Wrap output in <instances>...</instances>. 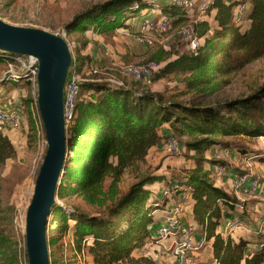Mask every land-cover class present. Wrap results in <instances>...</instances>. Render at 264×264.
I'll use <instances>...</instances> for the list:
<instances>
[{
    "label": "trees",
    "instance_id": "16d2710c",
    "mask_svg": "<svg viewBox=\"0 0 264 264\" xmlns=\"http://www.w3.org/2000/svg\"><path fill=\"white\" fill-rule=\"evenodd\" d=\"M241 2L249 8L248 26L244 31L230 24L234 5L213 0L208 14L213 12L215 28L209 33L208 20L194 26L198 37L203 38L197 54L179 55L160 69L152 82L181 71L190 74L188 88L209 89L216 86L214 74L228 75L264 57V0ZM150 9L172 18L174 25L188 19L183 8L168 0H107L75 14L63 30L107 34L126 28L128 20ZM4 58L0 53V62ZM85 60L86 57L73 56L72 65L82 69ZM23 83L30 87L24 74L18 79L5 76L1 81L2 85L12 86ZM22 101L33 105L32 98ZM165 124L169 125L172 137L173 134L199 136L180 142L188 152H194L196 162L200 163L204 152L222 144L212 136L264 137V84L245 97L199 106L166 99L147 86H116L105 81L82 83L76 118L67 129L64 173L56 196L67 190L97 192L107 178L116 182L125 169L143 160L152 147L160 145L157 130ZM241 152L246 153L244 149ZM15 154L9 137L0 129V168ZM257 155V160L263 162L264 156ZM180 181L190 192L193 216L201 225L200 233L211 243L212 257L218 264H264V248L258 247L264 242L263 234H256V243H253L246 237L235 241L216 232L224 218L239 216L246 220L245 211L238 214L239 203L234 197L216 187L199 166ZM162 182H166L163 176L146 175L98 215L71 212L68 218L74 224L75 250L81 251L84 246L93 264H117L129 258L153 238L152 212L161 209L163 203L160 205L153 198L149 187ZM54 208L62 211L58 205ZM261 219L264 226V216ZM6 242L0 236V246ZM54 242L50 240L49 246Z\"/></svg>",
    "mask_w": 264,
    "mask_h": 264
},
{
    "label": "rangeland",
    "instance_id": "374dc122",
    "mask_svg": "<svg viewBox=\"0 0 264 264\" xmlns=\"http://www.w3.org/2000/svg\"><path fill=\"white\" fill-rule=\"evenodd\" d=\"M104 1L107 0H0V19L14 26L37 28L62 36L68 44L72 57H86L83 68L90 66V55L92 53L96 54L98 64L92 65L99 70V73L92 76L95 81H103L108 75H114L116 79L122 80L125 86L138 88L141 86L131 79L121 77L122 67L152 64L162 69L179 55L191 54L187 49L184 38L181 36V30L196 25L192 22V19L203 18L209 21L210 29L215 28L212 14L208 17L196 11L188 13L187 17L189 19L187 21L171 25L170 29L164 34L153 35L154 44L151 47L138 44V33L133 28H125L124 30H120V28L107 34H96L90 31L86 33H66L63 30V26L75 14L90 5ZM154 16L153 11L148 10L147 17ZM142 20L144 18L141 14L133 18L135 23ZM247 26L248 22L245 21L239 28L244 31ZM3 73L4 66L0 62V110H8L9 102L12 103L20 109L24 125L21 130L6 131L16 154L0 168V236L7 239V242L0 246V264H27L24 238L25 213L32 197L38 168L45 154L46 141L44 132L42 134L38 129L37 123L39 120L36 107L22 101L23 99L32 98L31 86L26 87L24 83L20 86L2 85ZM157 73L158 71L155 74ZM205 75L210 76L211 74L205 73ZM189 78V73L176 71L153 82L149 89L162 94L166 99L199 106L242 98L264 84V57L228 75L214 74L216 86L209 89L188 88L187 79ZM173 137L178 140L180 145V141H192L199 138L197 135L187 134H173ZM212 139L222 144L214 145L207 150V154L204 152L202 155L203 160L200 163L196 162L194 152H188L182 145V149L178 153L169 155L164 152L162 144H160L158 149L148 151L143 160L125 169L116 182L113 183L111 178H107L97 192L67 190L61 196H56L57 205L62 211L57 212L54 209L48 218V246L50 240L55 241L54 245L49 246L50 264H93L92 258L84 246L81 251L75 250L72 235L74 224L68 218V215L73 211L93 215L104 212L106 207L112 205L134 182L143 176L150 174L163 176L166 180L163 185H167L168 182L184 179L197 166L203 169V164L212 163V166L216 167L218 171L215 174L210 171L206 172V170L204 172L213 175L212 178L208 177L213 183L215 179H219V163H223L227 165L223 167L226 173L247 175L252 181L264 182V170L261 166L253 164L252 167L256 174L252 176L248 168H234L233 165L231 167L230 164H227V161H230L229 158L217 159L215 156L219 150H227L234 155V159L237 157L242 160L246 156L251 163L256 162L257 153L264 156V139L258 140L237 136H212ZM163 140L164 137H161L160 142H163ZM241 149H244L246 153H242ZM154 185H151L149 189H155L152 196L153 198L157 197L161 205V195L159 193L158 196L155 194L160 184L158 183L156 188ZM242 195L246 197L242 198ZM238 197V201L244 207L243 211L246 212L247 217L246 220H242L239 216H236L246 228V230L239 232V236L252 239L253 243H256L254 242L255 235L263 230L261 218L264 216L262 206L264 203L250 194H245L243 191H239ZM175 198L171 202L172 207L175 204L182 205L184 214H189L191 205ZM162 211V209H159V211L154 210L152 212L153 217H156V224L152 226L153 238L147 240L146 244L135 250L129 258L117 264H172L170 244L163 242L160 245V243L155 242L156 232L163 224L160 222L163 220L164 214L159 213ZM196 224L197 221L193 220L190 226L194 235L200 233V229ZM209 245L208 242L200 248L195 258L196 264L213 263L212 248Z\"/></svg>",
    "mask_w": 264,
    "mask_h": 264
},
{
    "label": "built area",
    "instance_id": "2783aa9c",
    "mask_svg": "<svg viewBox=\"0 0 264 264\" xmlns=\"http://www.w3.org/2000/svg\"><path fill=\"white\" fill-rule=\"evenodd\" d=\"M212 1L213 0H168V2L176 5L177 7L183 8L187 14L194 13L196 11L201 15L205 14L208 17H210V14H212L211 16L213 17V12L208 14V7ZM223 1L227 4L234 5L230 15V24L236 27L242 26L246 21L249 10L247 4L242 3V0ZM152 11L155 15L154 17H147L146 15L148 10H144L141 12L142 16H144V20L137 22V42L144 47L153 46V35L164 34L170 29L171 25H174L172 18L158 14L155 9ZM200 21L202 22L204 19H192V22H194L196 25L198 22L200 23ZM194 26L183 28L181 30V36L186 42L188 51L191 54L196 55L197 50L201 46L203 40L202 38L198 37ZM211 32L212 29H210L209 33ZM3 55L5 58L1 63L4 66V77L9 76L12 79H18L20 75L24 74L28 78L32 88L33 105L37 110V60L32 56L8 54ZM160 68L161 67L152 64L145 66L126 65L122 67L120 74L122 78L131 79L137 85L149 87L153 84L152 81L154 74L159 71ZM98 73L99 70L91 64L88 66V68L79 69V67L75 65H71L69 68L64 84L63 94V118L65 121L66 135L67 129L76 118V108L80 100V85L84 82L95 81L92 76ZM103 81L116 86H125L124 82L122 80L116 79L114 75H108V77L104 78ZM11 105L12 103L9 102L10 108ZM38 120V129L43 134L44 130L39 113ZM23 125L24 122L21 117L20 109L14 108L13 110H0V129L6 135V131L12 132L21 130ZM257 139L262 140L264 137H259ZM160 144H162L164 152L169 155L178 153L182 149L180 143L171 135L165 136L163 142H160ZM215 156L217 159H231L232 153L227 150H219ZM242 160L246 163L250 162L246 156L243 157ZM254 163H256L255 165L261 166V168L264 170V161L261 162L257 160ZM248 181L249 185L248 187H245ZM219 188H222L226 193H228L227 190H230L236 198L233 195L231 196L237 201L239 200V191H243L245 194H250L254 198L264 201V182H259L257 180L252 181L247 175L233 174L232 177L229 176L226 180L220 179ZM153 190L155 189H150L152 193ZM158 193L162 197V203L164 201L172 200L175 197L179 199V201H185L188 205L193 202L189 190L183 185L181 181L174 180L167 183V185L161 184L155 194L157 195ZM243 210L244 207L239 203L238 211L243 212ZM162 212L165 215V218L162 226L159 227L156 232L157 237L155 242L157 244L160 243V245H162L163 242L170 244L169 250L172 252V264H196L195 258L198 255V251L205 243H207V241L204 239L202 234L198 235V237L194 235L192 228L182 222V215L184 213V208L182 205L175 204L170 210H163ZM262 228L263 230L257 232V234L260 233L264 235L263 225ZM242 230H246V228L242 224V221L236 217L226 219L223 224V234L227 236L233 235L234 233ZM258 247L264 248V242H261ZM212 264L218 263L213 260Z\"/></svg>",
    "mask_w": 264,
    "mask_h": 264
},
{
    "label": "water",
    "instance_id": "95a60500",
    "mask_svg": "<svg viewBox=\"0 0 264 264\" xmlns=\"http://www.w3.org/2000/svg\"><path fill=\"white\" fill-rule=\"evenodd\" d=\"M0 53L32 56L37 60L36 104L46 150L38 168L24 223L27 264H50L47 224L54 211L56 193L67 154L63 118L64 84L72 54L62 36L0 19Z\"/></svg>",
    "mask_w": 264,
    "mask_h": 264
},
{
    "label": "crops",
    "instance_id": "0c3cea01",
    "mask_svg": "<svg viewBox=\"0 0 264 264\" xmlns=\"http://www.w3.org/2000/svg\"><path fill=\"white\" fill-rule=\"evenodd\" d=\"M142 15V14H141ZM147 15H148V13H147ZM146 15V16H147ZM142 17H144V16H142ZM126 24H128V26L126 27V29L128 28H133V30H135V31H137V23H135L134 21H133V18L132 19H130V20H128L127 22H126ZM125 28H121L120 30H124ZM119 30V29H118ZM98 57L96 56V54H94V53H92L91 55H90V62H91V65L92 64H98ZM152 91V90H151ZM17 109V107L15 106V105H11V108L9 107L8 109H10V110H13V109ZM158 134L160 135V137H165V135H170V134H172V132H171V130H170V127H169V125L168 124H165V125H163V126H161L158 130ZM19 134V133H18ZM18 136V135H17ZM10 139V138H9ZM160 146L159 145H157V146H155V147H152L150 150H153V149H158ZM149 150V151H150ZM205 154H207V151L205 152ZM233 156L234 155H232V158L231 159H229L230 161H227L228 163L227 164H230V166L232 167V165L233 166H235L234 168H241V169H245V168H248L250 171H251V174L254 176V174H256L255 172H254V169H253V164H256V163H254V162H244L243 160H240V158H237L236 157V159H234L233 158ZM225 166H227L226 164H223V163H219V174H220V176H219V179H215L214 180V185L216 186V187H219V180L221 179V180H226V179H228V177L229 176H233V174L234 173H232V172H224V168L223 167H225ZM204 170H206V172H208V171H210L211 173H216L218 170L216 169V167H213L212 166V163H207V164H203V171ZM236 173V172H235ZM208 177L209 178H212L213 177V175H208ZM211 182H212V180H211ZM169 183V182H168ZM160 185L161 184H163V182L162 183H159ZM167 184V183H166ZM248 185H249V181H248V183L246 184V186L245 187H248ZM158 186V184H155L154 185V187L156 188ZM228 191V193L230 194V195H233L234 196V194L230 191V190H227ZM158 196V195H157ZM239 196V195H238ZM245 195H242V198L244 197ZM235 197V196H234ZM246 197V196H245ZM236 198V197H235ZM156 199H157V197H156ZM175 199H177V198H175ZM238 199V198H237ZM256 199H258V198H256ZM258 200H261V199H258ZM174 200L172 199V200H168V201H164L163 202V207L161 208L162 210H170L171 208H172V203L171 202H173ZM261 202H263L264 203V201H262L261 200ZM191 212L189 213V214H184L183 213V215H182V222L184 223V224H186V225H189V226H191V222H193V220H195V218H194V216H193V213H192V208H193V202H191ZM263 206V208H264V204L262 205ZM157 211H159V209L157 210ZM160 214H162L163 215V213L162 212H159ZM188 215V216H187ZM164 215H163V220L160 222V223H163L164 222ZM154 219H155V221H154V224H156V217H154ZM189 220H191V221H189ZM225 220H226V218H224L222 221H221V225L219 226V230L217 229V233H219L223 238H226V237H230L231 239H233V240H235V241H237L239 238H245V237H240L239 236V232H241V231H238V232H236V233H234L233 235H230V236H227V235H224L223 234V224H224V222H225ZM196 225H198V227H199V229H201V225L200 224H196ZM198 235H201V233H199V234H196V236L198 237ZM208 243V242H207ZM210 243V242H209ZM210 248H211V243H210Z\"/></svg>",
    "mask_w": 264,
    "mask_h": 264
}]
</instances>
